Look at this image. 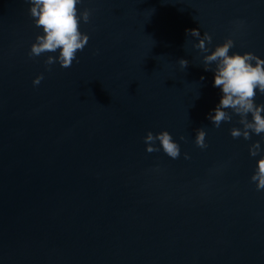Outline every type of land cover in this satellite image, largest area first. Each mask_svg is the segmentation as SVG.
I'll use <instances>...</instances> for the list:
<instances>
[{
	"label": "water",
	"instance_id": "95a60500",
	"mask_svg": "<svg viewBox=\"0 0 264 264\" xmlns=\"http://www.w3.org/2000/svg\"><path fill=\"white\" fill-rule=\"evenodd\" d=\"M30 7L0 0V264H264V134L211 123L222 93L203 63L227 39L264 60V0H81L89 40L69 68L29 57ZM149 131L179 158L148 153Z\"/></svg>",
	"mask_w": 264,
	"mask_h": 264
},
{
	"label": "clouds",
	"instance_id": "9594fccd",
	"mask_svg": "<svg viewBox=\"0 0 264 264\" xmlns=\"http://www.w3.org/2000/svg\"><path fill=\"white\" fill-rule=\"evenodd\" d=\"M31 7L30 16L33 18L35 26L42 29V35H37L35 43L31 45L29 57H39L45 53L59 52L58 56L49 55L44 61L46 66L59 63L62 68L72 66L77 60V52L83 51L88 43L89 36L81 33L80 22H89L90 11L82 13L78 11L81 0H26ZM186 34L197 38L199 42L193 47L199 49L201 53H209L206 47L211 44L212 37L208 33H201L197 29L186 30ZM234 47V41L227 39L222 46L215 47L211 54L204 55L203 63L205 71L214 73V87L221 89L222 97L219 104L210 112L208 119L219 128L223 122H231L233 115L239 116L238 123L241 128H232L230 135L233 139L243 137L250 140L251 135L264 134V104L257 105L255 98L257 90L264 95V60L259 59L252 53L229 55L230 49ZM78 62V61H77ZM189 61L180 59L179 65L182 69L187 68ZM215 64V69L208 67ZM50 70V68L48 69ZM44 79L41 74L34 81V85H39ZM203 79V77L201 78ZM231 110V114L229 111ZM249 115L251 120L248 119ZM206 132L203 128L197 129L195 144L201 149H206ZM181 140L185 138L180 137ZM159 141L163 152L175 160L180 156V146L173 141V137L163 131L154 135L148 132L144 143L148 153L158 152L160 148L155 147ZM260 142L252 144L249 153L252 157L260 154ZM185 159L190 157L185 154ZM256 183L257 191L264 190V158L259 159L255 174L251 177Z\"/></svg>",
	"mask_w": 264,
	"mask_h": 264
}]
</instances>
